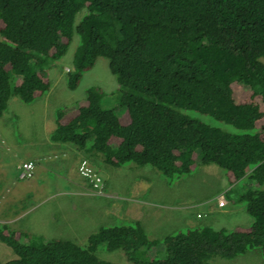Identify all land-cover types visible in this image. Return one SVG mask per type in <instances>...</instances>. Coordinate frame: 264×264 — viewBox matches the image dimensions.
Listing matches in <instances>:
<instances>
[{"label":"trees","instance_id":"16d2710c","mask_svg":"<svg viewBox=\"0 0 264 264\" xmlns=\"http://www.w3.org/2000/svg\"><path fill=\"white\" fill-rule=\"evenodd\" d=\"M74 35L68 88L104 57L124 111L102 108L100 88L90 86L55 109L49 138L94 163L149 165L168 179L216 165L225 198L246 177L252 185L236 201L252 222L177 229L162 237V258L148 254L156 239L138 220L100 227L84 246L35 242L0 223L15 255L0 264H117L96 254L100 244L127 264H210L248 250L264 262V0H0V116L11 96L29 103L48 92L43 67Z\"/></svg>","mask_w":264,"mask_h":264},{"label":"rangeland","instance_id":"374dc122","mask_svg":"<svg viewBox=\"0 0 264 264\" xmlns=\"http://www.w3.org/2000/svg\"><path fill=\"white\" fill-rule=\"evenodd\" d=\"M77 42V35H74L66 52L59 60L47 59L43 71L50 79V89L45 95L29 103H23L14 96L8 99L6 108L0 116V125H2L3 120H9L16 115L15 120H9L10 122L2 125L5 135L0 131L8 144L19 142V145H24V143H29L28 140L43 139L51 129L55 109L62 105L71 106L75 101L82 99L85 96L86 88L90 86L100 88L102 92L100 106L102 108H112L116 115L123 113L124 108L119 105V91L115 77L109 71L107 59L104 57H97L93 66L81 74L74 89L68 88L66 72L71 68L72 55ZM44 109L45 111H43ZM2 147L4 148L0 153V161L4 160V165L2 168L0 164V188L6 186V189L11 190L14 188L11 179L23 181L18 177L17 162L20 163L24 161L23 158L35 155L33 151L26 148L29 146L25 147V145L11 151L4 145ZM34 150L40 151L39 148ZM82 158L88 160L101 178L102 193L93 191V194L100 195V197L94 196L93 200L79 201L78 207L73 210L63 198H60L54 204L62 214L60 218L53 221L48 218L45 226L39 230L35 229L36 231L50 232L47 236L56 233L53 237L71 239L84 246L87 236L98 228L134 220L133 215L126 214H141L137 213L136 204H138L141 206V211L144 212L140 223L148 237L156 239L154 247L148 251V254L162 258L165 254L162 237L177 229L205 224L213 228H225L228 231L236 225H248L252 222V218L244 210V203L236 201L237 196L251 187V180L246 177L242 178L227 194L228 198H225L222 194L228 188L227 180L224 171L216 165L198 163L191 173L168 179L149 165L136 166L131 162H126L118 167H112L102 164L100 158H95V163L85 155ZM55 162H59V160L52 159L48 167L54 168ZM102 168L107 170L104 171ZM51 170L52 172H50L53 174H48V178H57L54 174L59 173L58 169ZM107 172L116 193V196L110 198L102 197L106 191L103 175ZM14 191H10V193L16 194ZM121 197L123 200L120 199ZM116 201L125 204L122 208L123 218H119L121 222H118L117 217L112 218L108 213L109 209L112 211L108 204L113 202V207H115ZM44 207L42 206L39 211ZM31 215H34L35 218V214ZM8 226L13 229L17 228L14 224H8ZM32 236H35V242L51 239L36 234ZM96 254L102 259L117 264H127L121 250L108 251L104 244L98 245ZM14 256L11 249L0 241V262ZM210 264H264V262L256 251L248 250L230 260L212 259Z\"/></svg>","mask_w":264,"mask_h":264},{"label":"crops","instance_id":"0c3cea01","mask_svg":"<svg viewBox=\"0 0 264 264\" xmlns=\"http://www.w3.org/2000/svg\"><path fill=\"white\" fill-rule=\"evenodd\" d=\"M43 111H45V109ZM14 116L15 117H12L9 120H15L16 115ZM9 120H3L2 125H5L6 122H10ZM2 125H0V131H2ZM54 125L53 118V124L50 129L51 131L54 128ZM50 130L44 137L42 136L43 139L38 138L36 141L28 140L29 143H24L25 147L29 146V148H26L33 151V154L35 155L34 157L23 158L24 160H31L34 163L33 176L28 179H23V181H14L11 179L12 185L14 186L11 190L6 189V186L0 188V197H2V199H0V223L14 224V226L17 227L16 229L25 230L26 232L40 236L61 238L53 237L56 233H51V236H47L50 232L36 231L45 226L48 218L51 221L60 218L62 214L58 211L57 206H54V204L58 202L60 198H63L73 210L78 207L80 203L79 201L86 199L93 200L94 196L100 197V195L93 194L94 192L89 183L78 173L77 166L80 159L84 157L85 152L76 149L68 143L61 144L62 142L52 141L48 136L50 134ZM2 134L5 135L3 131ZM2 134L0 133V153L3 152V145L10 148V151L17 150L19 147L24 146L19 145V142L8 144V141H6V138L2 137ZM37 148H39L40 151L37 152L34 150ZM52 159L59 160V162H55L54 166V168L59 171V173L54 174L57 178H48V174H53L51 173V169L54 170V168L50 169V167H48ZM3 162L4 160L0 161L2 168L4 165ZM18 163L19 161L16 164V168ZM103 170L106 171L107 169ZM103 179L105 181L106 191L104 192L105 195L102 197L110 198L116 196L113 186L109 180L108 172L103 175ZM10 191H14L16 194L14 193L12 195ZM120 199L123 200L122 197ZM113 205V202L110 205L108 204V206L112 209V211H110V209L108 210L109 215H111L112 218L117 217L116 219H122V208H124L125 204H121L116 201L115 207H113ZM42 206L45 207L39 211ZM136 207L138 208L137 213L141 214L126 215H133V217H135L134 220H138L140 222V218L143 217L144 212L141 211L140 205L136 204ZM31 214H35V218L34 215ZM121 219H119L118 222H121Z\"/></svg>","mask_w":264,"mask_h":264},{"label":"built area","instance_id":"2783aa9c","mask_svg":"<svg viewBox=\"0 0 264 264\" xmlns=\"http://www.w3.org/2000/svg\"><path fill=\"white\" fill-rule=\"evenodd\" d=\"M34 163L30 160L22 161L18 164L19 177L30 178L33 174ZM78 172L85 180L91 184L92 189L97 193H102V182L100 176L94 171L86 159L79 163ZM221 205V202H219Z\"/></svg>","mask_w":264,"mask_h":264},{"label":"clouds","instance_id":"9594fccd","mask_svg":"<svg viewBox=\"0 0 264 264\" xmlns=\"http://www.w3.org/2000/svg\"><path fill=\"white\" fill-rule=\"evenodd\" d=\"M82 159H85V158H81L80 159V161L82 160ZM24 161H27V160H24ZM31 161V160H30ZM88 161V160H87ZM17 168H18V165H17ZM77 170H78V168H77ZM33 171H34V169H33ZM79 173V172H78ZM19 174V173H18ZM80 175V174H79ZM32 176H33V174H32ZM31 176V177H32ZM82 177V176H81ZM83 178V177H82ZM21 179H26V178H21ZM87 181V180H86ZM88 182V181H87ZM89 183V182H88ZM90 186H91V184H89ZM91 188H92V186H91ZM93 190V189H92ZM94 191V190H93ZM95 192V191H94ZM223 195V194H222Z\"/></svg>","mask_w":264,"mask_h":264}]
</instances>
